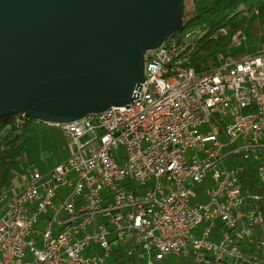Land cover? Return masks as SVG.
<instances>
[{
    "label": "built area",
    "instance_id": "1",
    "mask_svg": "<svg viewBox=\"0 0 264 264\" xmlns=\"http://www.w3.org/2000/svg\"><path fill=\"white\" fill-rule=\"evenodd\" d=\"M187 33L177 51L174 33L145 52L131 103L49 123L71 153L0 192V264H264L241 248L263 254L264 52L202 70L190 56L207 29ZM244 163L262 194L241 187Z\"/></svg>",
    "mask_w": 264,
    "mask_h": 264
},
{
    "label": "water",
    "instance_id": "2",
    "mask_svg": "<svg viewBox=\"0 0 264 264\" xmlns=\"http://www.w3.org/2000/svg\"><path fill=\"white\" fill-rule=\"evenodd\" d=\"M184 0H0V118L68 123L135 99Z\"/></svg>",
    "mask_w": 264,
    "mask_h": 264
},
{
    "label": "trees",
    "instance_id": "3",
    "mask_svg": "<svg viewBox=\"0 0 264 264\" xmlns=\"http://www.w3.org/2000/svg\"><path fill=\"white\" fill-rule=\"evenodd\" d=\"M260 2L261 0H215L185 16L183 27L176 34H183L199 25H203L207 29L205 37L199 41L196 51L192 54V64L202 70L209 69L216 62V55L218 53L224 54L228 49L232 35L245 25L246 18L243 15L240 17V14L235 11L239 10L241 6L253 7ZM220 27H226L227 34L209 39V34ZM19 120L20 115H7L0 118V192L9 187L14 176L12 173L13 162L21 154L29 139L33 120L23 115H21V120L24 121L19 122ZM240 181L241 187L245 191L255 194L263 193L262 188L259 187L255 179L253 168L248 163H244ZM241 248L243 251L247 249L244 252L245 255L253 252L260 260L264 261V251L263 254L259 253L262 248L259 247L256 241L251 246L241 244ZM207 260H209V263ZM231 261L232 259L228 256L219 262L204 257L202 261L196 262L193 260L191 264H230ZM121 264H126V261L124 260Z\"/></svg>",
    "mask_w": 264,
    "mask_h": 264
},
{
    "label": "rangeland",
    "instance_id": "4",
    "mask_svg": "<svg viewBox=\"0 0 264 264\" xmlns=\"http://www.w3.org/2000/svg\"><path fill=\"white\" fill-rule=\"evenodd\" d=\"M213 1L215 0H184L183 19L185 16L193 13L195 9L202 8ZM252 8L256 9V6H241L240 9L235 12H238L241 17L242 14L246 15L253 13ZM258 8L259 14H257V17L254 18L261 20L260 27L255 29L252 27L251 22H247L241 28V36H239V32H235L232 35L233 37L235 36V39H233V37L231 38L230 45L224 54H228L230 56H241L243 54L259 53L264 51V0L258 5ZM245 15L243 16L245 17ZM195 28L199 29V32L201 33L205 30V26L203 25L194 27L192 31ZM225 30L227 32L226 28ZM236 39H239L238 43H235ZM70 153L71 146L58 127L33 120L28 142L24 146L21 154L13 162L12 173L15 177L13 176L11 183L15 178L17 181H22L23 176L27 173V171H37L40 174H47L56 164L66 159ZM224 163L228 164L226 160ZM2 206L3 203L0 202V209ZM42 228L43 223L39 222L37 229L42 230ZM247 245L251 246L252 244ZM246 251L247 249L244 250V252ZM192 261L193 258L187 259L175 255H167L163 260L158 261L157 264H191Z\"/></svg>",
    "mask_w": 264,
    "mask_h": 264
},
{
    "label": "bare ground",
    "instance_id": "5",
    "mask_svg": "<svg viewBox=\"0 0 264 264\" xmlns=\"http://www.w3.org/2000/svg\"><path fill=\"white\" fill-rule=\"evenodd\" d=\"M253 9V8H252ZM256 9H253L252 12H255ZM190 31V30H189ZM188 32V31H187ZM185 32L183 34H177L178 36H175V43H171L170 44V51H177L178 50V46H183L184 43H186V41L188 40V33ZM177 33V32H176ZM175 33V34H176ZM226 30L224 29V31L220 34V35H226ZM217 36H219V32H212L211 34H209V39H215ZM233 37V36H232ZM166 39H171V35L168 36ZM233 39H235V36L233 37ZM218 56H222V53H218L216 55V59ZM191 58L192 56H190V67H195L194 64H192L191 62ZM213 58V57H212ZM215 59V58H214ZM213 59V60H214ZM26 117V116H25ZM20 122V120H19ZM6 189V188H5ZM264 248V245H263Z\"/></svg>",
    "mask_w": 264,
    "mask_h": 264
},
{
    "label": "crops",
    "instance_id": "6",
    "mask_svg": "<svg viewBox=\"0 0 264 264\" xmlns=\"http://www.w3.org/2000/svg\"><path fill=\"white\" fill-rule=\"evenodd\" d=\"M263 2V0H261V2L260 3H262ZM259 3V4H260ZM258 4V5H259ZM258 5H256V8H257V13H249V14H242V15H245V18H246V22H245V24L248 22V23H252V27L253 28H255V29H258L259 27H260V21L261 20H258L257 18L255 19L254 17H257V14H259V8H258ZM236 32H239V36H241V30H238V31H236ZM264 52V51H263Z\"/></svg>",
    "mask_w": 264,
    "mask_h": 264
}]
</instances>
